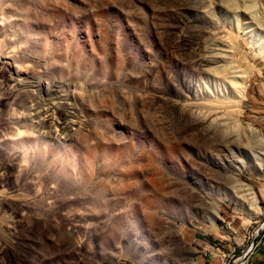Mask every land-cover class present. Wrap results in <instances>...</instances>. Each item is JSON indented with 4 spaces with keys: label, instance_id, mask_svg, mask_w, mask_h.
Segmentation results:
<instances>
[{
    "label": "rangeland",
    "instance_id": "1",
    "mask_svg": "<svg viewBox=\"0 0 264 264\" xmlns=\"http://www.w3.org/2000/svg\"><path fill=\"white\" fill-rule=\"evenodd\" d=\"M262 230L264 0H0V264H240Z\"/></svg>",
    "mask_w": 264,
    "mask_h": 264
},
{
    "label": "water",
    "instance_id": "2",
    "mask_svg": "<svg viewBox=\"0 0 264 264\" xmlns=\"http://www.w3.org/2000/svg\"><path fill=\"white\" fill-rule=\"evenodd\" d=\"M261 237H262V235L260 233L255 236L252 244L247 249L246 253L241 257L240 264H246L247 263V261L249 260V258L251 257V255L254 253V251L259 246V244L261 242Z\"/></svg>",
    "mask_w": 264,
    "mask_h": 264
},
{
    "label": "crops",
    "instance_id": "3",
    "mask_svg": "<svg viewBox=\"0 0 264 264\" xmlns=\"http://www.w3.org/2000/svg\"><path fill=\"white\" fill-rule=\"evenodd\" d=\"M247 264H264V247L258 248Z\"/></svg>",
    "mask_w": 264,
    "mask_h": 264
},
{
    "label": "built area",
    "instance_id": "4",
    "mask_svg": "<svg viewBox=\"0 0 264 264\" xmlns=\"http://www.w3.org/2000/svg\"><path fill=\"white\" fill-rule=\"evenodd\" d=\"M262 231H263V230H262ZM258 248H259V246L257 247V249H258ZM257 249H256V250H257ZM256 250H255V251H256ZM255 251H254V252H255ZM253 254H254V253H253ZM253 254H252V255H253ZM252 255H251V256H252ZM250 258H251V257H250ZM250 258H249V260H250ZM240 259H241V258H240ZM249 260H248V261H249ZM248 261H247V263H248ZM247 263H246V264H247Z\"/></svg>",
    "mask_w": 264,
    "mask_h": 264
},
{
    "label": "bare ground",
    "instance_id": "5",
    "mask_svg": "<svg viewBox=\"0 0 264 264\" xmlns=\"http://www.w3.org/2000/svg\"><path fill=\"white\" fill-rule=\"evenodd\" d=\"M237 262H239V261H237ZM238 264V263H237Z\"/></svg>",
    "mask_w": 264,
    "mask_h": 264
}]
</instances>
